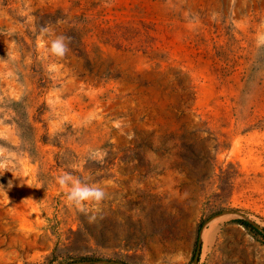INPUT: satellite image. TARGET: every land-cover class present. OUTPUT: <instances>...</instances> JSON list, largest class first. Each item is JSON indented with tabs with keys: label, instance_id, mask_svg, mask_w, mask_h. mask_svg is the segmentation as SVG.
<instances>
[{
	"label": "rangeland",
	"instance_id": "1",
	"mask_svg": "<svg viewBox=\"0 0 264 264\" xmlns=\"http://www.w3.org/2000/svg\"><path fill=\"white\" fill-rule=\"evenodd\" d=\"M0 161V264H264V0H0Z\"/></svg>",
	"mask_w": 264,
	"mask_h": 264
},
{
	"label": "clouds",
	"instance_id": "2",
	"mask_svg": "<svg viewBox=\"0 0 264 264\" xmlns=\"http://www.w3.org/2000/svg\"><path fill=\"white\" fill-rule=\"evenodd\" d=\"M47 31V30H45ZM70 38L63 35L56 36L51 42L50 51L57 57H64L69 51ZM99 153H94L92 158H98ZM6 167L4 161H0V169ZM57 182L62 188H67V198L73 202L80 211H85L84 203L88 201H101L106 193L102 188L91 186L87 183H82L80 180L75 179L71 174L64 173L57 177Z\"/></svg>",
	"mask_w": 264,
	"mask_h": 264
},
{
	"label": "bare ground",
	"instance_id": "3",
	"mask_svg": "<svg viewBox=\"0 0 264 264\" xmlns=\"http://www.w3.org/2000/svg\"><path fill=\"white\" fill-rule=\"evenodd\" d=\"M214 225H215V220L209 222V229L206 230V231H203L202 234H201V238H202L203 240H205L206 242H207L208 240L211 239V238L209 239V237H210V233H211L210 231H212Z\"/></svg>",
	"mask_w": 264,
	"mask_h": 264
}]
</instances>
